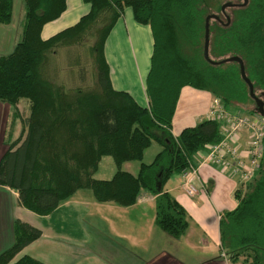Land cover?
I'll return each mask as SVG.
<instances>
[{
    "label": "trees",
    "instance_id": "obj_1",
    "mask_svg": "<svg viewBox=\"0 0 264 264\" xmlns=\"http://www.w3.org/2000/svg\"><path fill=\"white\" fill-rule=\"evenodd\" d=\"M82 1L89 6L86 13L41 38L42 25L60 16L65 0H22L19 38L9 52L0 54V102L9 107V123L1 137L0 185L14 190L19 206L39 216L50 214L78 189H89L98 202L122 206L134 204L144 189L155 197V224L180 238L188 228V214L165 184L171 175L179 176L195 164L197 151L220 139V124L213 118L172 134L181 91L184 87L206 91L228 111L260 114L264 0L230 7L229 24L209 20V61L203 54L205 18L215 6L231 0ZM125 8L132 10L137 23L151 29L147 106L112 88L103 55L105 38ZM11 9L12 0H0L1 24L9 22ZM90 38L87 51L94 67V88H66L44 75L43 66L58 49ZM232 56L243 60L258 102L250 97L239 64L221 62ZM21 100L27 109L23 115L18 109ZM152 142L160 149L146 163L143 154ZM102 156L112 158L114 171L107 179H96L93 174ZM127 161L139 162L135 174L121 168ZM235 199L236 207L220 216L221 250L231 261L264 264V141L257 173L245 189L238 185ZM12 232V243L0 252V264H44L28 255L16 257L41 230L14 218Z\"/></svg>",
    "mask_w": 264,
    "mask_h": 264
},
{
    "label": "crops",
    "instance_id": "obj_2",
    "mask_svg": "<svg viewBox=\"0 0 264 264\" xmlns=\"http://www.w3.org/2000/svg\"><path fill=\"white\" fill-rule=\"evenodd\" d=\"M88 8L82 0H65V10L60 16L42 25L41 38L72 25ZM10 35L13 36L11 17L8 23H0V54L12 49L16 39L12 40ZM152 50L150 27L137 23L132 10L125 8L105 38L103 55L110 69L112 88L128 92L142 106L148 104L145 81ZM211 99L206 91L184 87L172 119V134L176 136L184 127L205 118ZM8 117V105L0 103V155L4 150L1 137ZM245 138V135L241 138L244 145ZM202 153L194 157L195 165L199 164L195 195L184 193L180 175L165 184L188 214V228L180 238L158 230L154 222L155 197L151 193L141 191L134 204L122 206L111 201L98 202L93 197L84 203L75 193L81 190L78 189L50 214L39 216L19 206L14 190L0 185V252L12 243V220L17 218L39 228L41 235L25 245L16 257L28 255L44 264H65L67 243L81 248L88 243L87 237H78L77 228L90 218L89 225L97 238L90 243L88 253L80 256L85 261L83 264H106L108 259L114 264H247L240 258L229 260L221 250L219 237L221 214L237 205L235 191L239 178L230 176L216 163H200ZM155 154L146 163L151 162ZM138 169L139 163H132L126 171L135 174ZM75 262L80 264L81 260Z\"/></svg>",
    "mask_w": 264,
    "mask_h": 264
},
{
    "label": "rangeland",
    "instance_id": "obj_3",
    "mask_svg": "<svg viewBox=\"0 0 264 264\" xmlns=\"http://www.w3.org/2000/svg\"><path fill=\"white\" fill-rule=\"evenodd\" d=\"M226 1V0H223ZM232 2L235 3V1L238 2H244L243 0H231ZM13 5L11 9V27L13 28V36H9L12 40L16 41L19 38V31H20V22H21V16H22V0H12ZM222 5V4H221ZM215 6L214 9H211L210 14L215 13L217 14L220 19H222V22L226 20L225 15L227 14L228 16L230 15V7L226 8L225 10V15H223L220 12V6ZM218 8V9H217ZM15 29V32H14ZM17 31V33H16ZM15 41V42H16ZM92 39L90 38L89 40L83 42L82 44L79 45H73V46H68V47H62L56 51L54 55H51L49 58L48 62L43 66V72L44 75L50 79L52 82L57 83V84H62L66 88H71L75 86H80L83 89H90L95 87V75H94V67L92 63V58L91 55L87 51V47L91 43ZM11 50V49H9ZM5 52V51H3ZM83 67L82 69L85 70L83 73V78L80 79L78 75V70L79 68ZM24 100H21V103L18 105L19 106V111L21 114L27 113V109L24 103ZM2 103V102H0ZM241 114H248L245 110H237ZM9 123V122H7ZM8 128V127H7ZM17 134V132H16ZM159 149L158 145L156 142H152L151 145L145 149L144 153V162H148L151 160L152 156L157 152ZM128 163V164H127ZM132 163L138 164L139 162L136 161H127L124 162L121 165V168L123 170H128V166L131 165ZM114 170V164L112 161V158L110 156H102L98 162V167L96 172L93 174L94 178H109L111 176V172ZM178 179L177 174L171 175L169 180L174 181ZM142 194L149 193L148 191L142 189ZM77 196H80L81 199L84 201V203H87L92 199L91 192L89 189H81L75 192ZM87 195V196H86ZM154 213H155V206H154ZM155 218V216H154ZM91 219L86 218L84 222H81L79 227L77 228L78 232L80 234L78 237L82 239L88 238V243L84 246V248H81L80 246H74V245H69L67 243V254H66V263L65 264H79L76 263V259H80L81 263H85L83 259L80 258V256L86 255L88 253V249L90 248V243L97 238V233L92 229L91 224ZM158 227V226H157ZM158 230L162 232V230L158 227ZM164 235H166L164 232H162ZM82 251V252H81ZM106 264H114L110 259L106 261Z\"/></svg>",
    "mask_w": 264,
    "mask_h": 264
},
{
    "label": "built area",
    "instance_id": "obj_4",
    "mask_svg": "<svg viewBox=\"0 0 264 264\" xmlns=\"http://www.w3.org/2000/svg\"><path fill=\"white\" fill-rule=\"evenodd\" d=\"M205 118L216 119L220 124V139L202 151L200 163L212 162L222 166L230 176L239 178V185L245 189L257 173L263 154L264 116L261 114H241L228 111L220 99L212 98ZM245 135V145L241 138ZM199 164H189L180 176L187 196L197 193Z\"/></svg>",
    "mask_w": 264,
    "mask_h": 264
},
{
    "label": "water",
    "instance_id": "obj_5",
    "mask_svg": "<svg viewBox=\"0 0 264 264\" xmlns=\"http://www.w3.org/2000/svg\"><path fill=\"white\" fill-rule=\"evenodd\" d=\"M243 1H244L243 4H246L247 0H243ZM232 6H233L232 5V1L224 2L220 6V11L222 13H225V9L228 8V7H232ZM225 17H226V20H227L226 24H229V21H230L229 16L225 15ZM210 19H219V16L217 14H215V13H212V14H209L205 18V34H204V50H203V54H204V58L206 60H208V61H209V58H208V46H209V20ZM221 62H225V63L226 62H237L239 64L241 78L248 86L250 97L258 102L257 97L254 94L253 84L251 83V81L246 76L243 60L240 57H238V56H232V57H229V58H226V59L222 60ZM260 107H261L260 110H259L260 114L264 116V109H263L262 106H260Z\"/></svg>",
    "mask_w": 264,
    "mask_h": 264
},
{
    "label": "flooded vegetation",
    "instance_id": "obj_6",
    "mask_svg": "<svg viewBox=\"0 0 264 264\" xmlns=\"http://www.w3.org/2000/svg\"><path fill=\"white\" fill-rule=\"evenodd\" d=\"M244 2H238V1H235V3L234 2H232V7L233 8H237V7H240V6H242V5H245V4H243ZM247 3V2H246ZM222 13V12H221ZM223 15H225L226 13H222ZM227 15V14H226ZM214 20H217V21H219L220 23H223L222 22V19H220V17H219V19H214ZM259 99V103H260V106H262L263 107V109H264V101L262 100V99H260V98H258ZM258 104V103H257Z\"/></svg>",
    "mask_w": 264,
    "mask_h": 264
}]
</instances>
